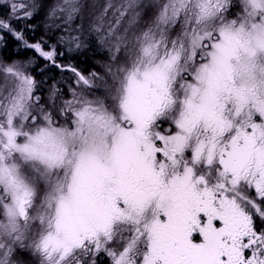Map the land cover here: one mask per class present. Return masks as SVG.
Listing matches in <instances>:
<instances>
[{"label": "snow or ice", "instance_id": "obj_1", "mask_svg": "<svg viewBox=\"0 0 264 264\" xmlns=\"http://www.w3.org/2000/svg\"><path fill=\"white\" fill-rule=\"evenodd\" d=\"M154 6L113 86L73 93L62 123L33 113L40 98L23 64L0 68L14 80L0 101V264L25 253L83 264L100 252L112 264H264V0ZM84 7L63 0L52 15L71 23ZM4 30L24 39L0 19ZM25 47L94 86L57 64L55 48Z\"/></svg>", "mask_w": 264, "mask_h": 264}, {"label": "rangeland", "instance_id": "obj_2", "mask_svg": "<svg viewBox=\"0 0 264 264\" xmlns=\"http://www.w3.org/2000/svg\"><path fill=\"white\" fill-rule=\"evenodd\" d=\"M164 2H166V0H159L161 4ZM81 3L85 5L81 15L77 16L71 23H65L66 15L64 13L57 11L55 16L52 15L53 8L57 5H62L63 0H0V19L14 21L19 27L18 30L21 28L20 30L24 29L25 31L26 29L27 31L30 30V28L31 31H34L36 22V28L38 27L40 33L44 36L51 35L53 37L54 41L52 46H50L51 48L62 47L66 49L68 54L72 55L85 52L88 46V44L87 46L85 44V39L88 37L87 33H94L97 30V24L103 20L101 16H104V20H110L109 25L114 29L115 34L108 37L110 29L102 26L100 28L102 32L94 36L95 42L92 41L91 48L96 50L99 54L103 53L102 57H100L102 62H107L108 64L110 62L112 63L105 68H93L92 72L87 75L81 73L85 77L93 80V87L89 88L83 85L82 82L77 83V77L72 81L63 83L57 80H54L53 83H39L37 85L40 86V88H38L39 90L37 86L35 87L33 95L34 97L39 96L40 99L38 103L33 104V113L38 114L40 108H43L47 112L52 113L54 119L58 122L59 118L65 115L63 111L65 101L72 100L73 93L87 99H95L96 97L105 95L103 91L104 87L113 86L112 73L117 71V68L124 59V57H121L123 55L115 52V49H111L108 43L111 41L112 37L116 39L117 36H120L124 38L125 45L129 46L132 42L134 44L135 38L140 36L143 31L147 30L158 11L154 6L157 0H139L140 7L134 10L127 9L128 0H81ZM13 4L17 5L15 13L11 7ZM33 4L37 5V7L33 8ZM20 5L24 7L20 8ZM26 12H32V17L25 18ZM122 12L124 13L123 15H121ZM137 12L140 13L138 17H136ZM19 18H21V20H19ZM111 22H114V24L112 25ZM179 31L180 26L177 25L169 33V38H175ZM73 37L78 38L77 42L81 44L79 49L75 46L76 42L69 44V40ZM105 37H107V39H105ZM115 41L112 43H115ZM33 42H35V39ZM113 55L116 56V59H113ZM15 61L17 62L6 61L3 53L0 52V68L13 64H25L26 73L31 75L35 82L37 81L39 76H37L35 70H32V63H28L29 68H27L26 63H22L17 59H15ZM93 73L95 77L92 76ZM13 86V78L10 76L6 77L0 72V101L8 95ZM67 114L70 115V113H66V115ZM39 203L40 201L38 198L36 204L39 205ZM31 214L35 215V211ZM36 225L38 226V222H36ZM26 243H28V241H26ZM111 247L116 248L118 251L122 250V244L120 243L113 244ZM18 258L23 260L24 264H40L39 256L25 253L23 255L18 254ZM82 259L83 264H112L111 258L108 257L105 252H100L95 255H86Z\"/></svg>", "mask_w": 264, "mask_h": 264}, {"label": "flooded vegetation", "instance_id": "obj_3", "mask_svg": "<svg viewBox=\"0 0 264 264\" xmlns=\"http://www.w3.org/2000/svg\"><path fill=\"white\" fill-rule=\"evenodd\" d=\"M13 20V19H12ZM19 20H21V18H19ZM18 21V20H17ZM12 27H14V30L22 33L23 34V40H18L15 37H12L13 35L11 33H8L6 30L4 31H0V37H3V39H0V52L3 53L4 55V59H6V61H10V62H17L15 61V59L19 60L22 63H26L27 68H29L28 66V62L27 60L29 59L30 62L33 64L32 66V70H35L37 76H41V74L44 73H51L52 70L53 71H57L58 73L62 74V75H66V77H71L72 75H75L73 72L68 71V70H64L61 71L59 68L53 66L51 64V62L49 61H45L42 57H39V55L30 48L25 47V42L28 44H35V43H40L41 46L45 49V50H51L52 43H53V37L51 35H48V37L50 38L49 42L47 40H43L41 42H39L38 40L33 42V37H35V31L37 33V35L41 36L42 33L39 32L38 27L36 28V22H35V30L31 31H25L23 30H18V25L15 24L14 21H10ZM49 46V47H48ZM54 47V46H53ZM55 48V47H54ZM56 49V48H55ZM61 53H63V55H57L56 57V63L60 64V65H64V66H71L73 67L72 64H69L68 62H66V55L68 54L66 49H61ZM10 54V55H8ZM35 62H38L37 64H35ZM112 62H110L109 64L107 62H99L97 64H95L94 67L97 68H105L107 66H109ZM25 66V64H24ZM76 76V75H75ZM43 81V82H41ZM72 81V79H68L65 82H69ZM47 81L44 80L43 78H39L36 81V86L39 83H46ZM49 83V82H48ZM64 114L66 115V113L64 112ZM65 115L63 117L59 118V122H63L65 120ZM68 115V114H67ZM61 116V115H60ZM54 117V116H53ZM58 117V116H57ZM56 118V117H55ZM163 128H167L168 124L166 125H162Z\"/></svg>", "mask_w": 264, "mask_h": 264}, {"label": "trees", "instance_id": "obj_4", "mask_svg": "<svg viewBox=\"0 0 264 264\" xmlns=\"http://www.w3.org/2000/svg\"><path fill=\"white\" fill-rule=\"evenodd\" d=\"M101 18L103 20H101V22L99 24H97V29H99L98 31L96 30L94 33L91 32V33H87L88 37L85 39L86 40V46L88 44V46L86 47V50L85 52H82V53H79L77 55H68L67 56V60L66 62H68L69 64H72L73 67H75L78 71H80L82 74H90L93 70V66H95V64L101 62L102 60H100V57H102L103 53L102 54H99L97 53L96 50L92 49V41L95 42V37L97 34L101 33L102 31L100 30V28L102 26H104L105 28L107 29H113L109 24H110V20H104V16H101ZM145 23V22H144ZM111 24L113 25L114 22H111ZM27 31V29H26ZM115 34V33H114ZM120 37V36H119ZM115 37H112L111 41L108 43V46L111 47V49H115L114 47V44L115 43H112L114 42L116 39H114ZM35 39V41H43V40H47L49 42V37L48 36H44L43 34L41 36L37 35L36 31H35V37H33V40ZM133 46V42L131 45L127 46L125 45L124 43L121 45V50L120 52H117L118 54L120 53V55H123L121 57H125V54H126V48L127 49H131ZM59 48V49H58ZM56 48L57 50V53L59 55V53H61V49L62 47H58ZM115 51V50H114ZM116 52V51H115ZM10 55V54H8ZM99 59V60H98ZM27 62L29 64H31L30 60L28 59ZM38 62H35V64H37ZM97 68V67H94V69ZM39 78H43L44 80H46L47 82L46 83H53V81L57 80V81H60V82H65L66 80L68 79H76V77L74 75H72L71 77H66V75H62L60 73H58L57 71H53L51 73H42L41 76H39ZM40 88V86H37V89ZM39 90V89H38Z\"/></svg>", "mask_w": 264, "mask_h": 264}]
</instances>
